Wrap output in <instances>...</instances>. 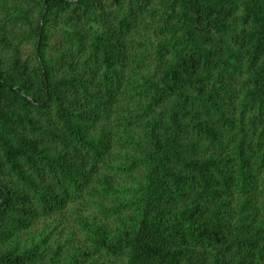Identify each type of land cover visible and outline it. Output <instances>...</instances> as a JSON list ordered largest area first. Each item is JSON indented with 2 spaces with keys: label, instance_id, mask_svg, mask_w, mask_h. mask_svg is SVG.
<instances>
[{
  "label": "trees",
  "instance_id": "16d2710c",
  "mask_svg": "<svg viewBox=\"0 0 264 264\" xmlns=\"http://www.w3.org/2000/svg\"><path fill=\"white\" fill-rule=\"evenodd\" d=\"M0 264H264V0H0Z\"/></svg>",
  "mask_w": 264,
  "mask_h": 264
}]
</instances>
